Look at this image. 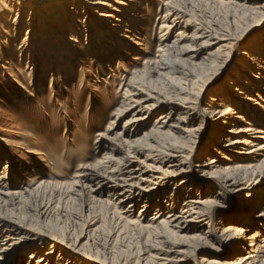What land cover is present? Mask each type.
<instances>
[{"label": "bare ground", "instance_id": "obj_1", "mask_svg": "<svg viewBox=\"0 0 264 264\" xmlns=\"http://www.w3.org/2000/svg\"><path fill=\"white\" fill-rule=\"evenodd\" d=\"M90 60L125 81L109 112L87 113L103 121L96 160L73 168L63 195L99 206L108 229L85 210L73 241L88 255L20 235L12 207L31 190H13L2 146L0 264H264V0H0V69L63 86Z\"/></svg>", "mask_w": 264, "mask_h": 264}, {"label": "rangeland", "instance_id": "obj_2", "mask_svg": "<svg viewBox=\"0 0 264 264\" xmlns=\"http://www.w3.org/2000/svg\"><path fill=\"white\" fill-rule=\"evenodd\" d=\"M216 13L217 18L224 20V12ZM151 20L149 30L152 31L149 35L155 40L158 24L153 26L154 19ZM41 34L43 35V32ZM154 49L155 46L152 48L153 54ZM43 61L49 65L50 62L53 66L57 65L56 59H51V56ZM142 61L141 58L140 63ZM140 63L132 65L125 62L123 66L130 71L135 67L139 68ZM6 67L4 65L5 69ZM12 67L7 70L0 69V139L4 142L3 144L0 141V149L4 146L11 156V163L7 164V167L17 182L12 187L13 190H31L29 193L25 192L24 200L12 207L13 214L20 218L17 222L19 224L12 227L19 228L20 235L23 233L28 237L35 235L34 233L55 235L62 242H67L63 244L68 248L72 245L79 253L88 255L87 248L79 247L73 241L82 230L84 231L83 222L89 218L85 210L94 216V226L101 222L107 224L104 226V234L109 224L105 222L104 214L98 211L99 206L88 203L83 196L71 197L68 189L67 194L63 195L64 185L73 179L71 177L76 165L96 160L95 152L91 153V135L101 130L103 121L96 120V124L90 125L87 113L91 111L93 102H96L94 112L103 110V106L106 109L104 112H109V107L113 106L117 95L122 91L120 88L126 73L121 74L113 65L106 70L104 66H97L90 60L77 66L73 79L63 86L60 82L53 85L52 80L46 77L38 87H34L29 84V79L32 80L29 78L31 71L23 65L16 66V70ZM19 84H22V87L24 85V90ZM87 126L90 130L85 129ZM79 157L83 159L79 161ZM35 181L60 184V195L52 194L48 188H37L35 190L38 191L35 192ZM136 212L137 209L134 210L133 218ZM54 230L60 233V236L54 234ZM124 231H127L126 240L135 239L129 226H125ZM94 240L91 236L87 241H90V244ZM26 256L27 254H19L16 264L28 262ZM34 259L32 258L31 263Z\"/></svg>", "mask_w": 264, "mask_h": 264}]
</instances>
